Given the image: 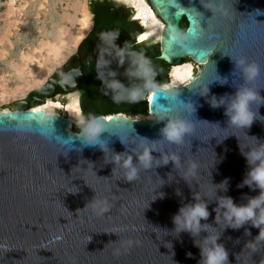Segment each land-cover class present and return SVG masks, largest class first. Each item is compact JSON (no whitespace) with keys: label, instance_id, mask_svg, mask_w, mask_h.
I'll return each instance as SVG.
<instances>
[{"label":"water","instance_id":"1","mask_svg":"<svg viewBox=\"0 0 264 264\" xmlns=\"http://www.w3.org/2000/svg\"><path fill=\"white\" fill-rule=\"evenodd\" d=\"M148 2L165 23L160 42L154 43L159 50L154 60L143 50H128L126 36L116 30L102 33L94 46L102 94L117 103L147 105L148 114L154 116L137 119L119 112L107 119L99 115L109 128L101 134L108 141V153L99 145H84L79 129H70L66 116L36 111L27 104L30 100L43 102L60 88L75 90L77 85L72 82H78L82 72L71 73L61 82L56 80L57 73L44 89L23 100L20 108L0 111V245L4 246L0 248V264H200L201 249L195 242L202 243L215 232L219 233L217 242L229 252V264H264V240L257 237L260 229L250 223L239 229L226 227L223 209L218 208L220 197L230 196L241 205L259 194V189L237 185L249 170L241 147L247 151L264 142V122L257 120L248 129L228 127L224 106L212 108L209 99L234 94L230 57L222 50L207 58L199 47L181 49L169 35L176 27L196 33L209 25L208 31L214 28L222 35V42H215L216 49L245 55L261 65V78L255 86L264 87V15H254L255 9L264 11V0H225L229 8L233 5L232 16L237 22L241 15L253 14L261 23L239 42L237 24L213 16L201 0ZM184 20L186 28L181 25ZM134 22L139 33L144 30L141 23ZM111 33L117 34L113 42L105 35ZM142 58L150 62L153 82L160 88L163 75L158 60L173 66L191 58L203 66L189 83L173 87L178 93L176 103L191 102L196 108L192 114L180 113L193 122V131L183 145L171 144L161 135L167 119L176 113L159 118V112L172 102L148 89L145 78L134 74ZM216 73L227 76L229 82L220 85L213 81L209 94L199 95V86L216 79ZM114 82L121 87H114ZM133 90L143 93L137 101L128 99ZM41 94L43 98L36 101ZM260 94L264 96V89ZM259 113L264 116V105ZM141 137L158 141L152 150L153 167L141 168L136 180L127 181L124 170L110 158L127 153L133 155L134 164L138 163L133 149L142 151ZM69 139L70 143L63 142ZM173 153L179 159L163 164V156ZM226 178L225 192L219 184ZM198 199L207 201L210 215L201 224L209 225V230L202 228L195 236L175 233L174 215Z\"/></svg>","mask_w":264,"mask_h":264},{"label":"clouds","instance_id":"2","mask_svg":"<svg viewBox=\"0 0 264 264\" xmlns=\"http://www.w3.org/2000/svg\"><path fill=\"white\" fill-rule=\"evenodd\" d=\"M201 4L205 9L210 10L213 16H217L220 20L226 23L237 24L239 29L238 42L246 40L255 25L261 24L257 23L254 19V15H264V11L255 9L254 15L249 14L246 18L241 15L242 19L237 22L232 16L234 10L233 5L229 8L228 5L225 4V0H201ZM209 27L208 25L206 30L200 28L196 33H189L188 31L176 27L170 32V39L174 45H179L181 49L199 47L207 58L217 50H222L223 55L230 57L234 64L231 73L233 78L232 84L236 90L234 94H226L219 99L215 96H211L209 99V104L212 108L224 106V115L228 117V127L248 129L257 120L264 122V116L259 113V107L264 105V96L260 94V90L264 89V87L255 86L256 82L261 78V65L255 60L250 61L245 55L234 56L230 53H225L223 48L216 49L215 42H222V35L216 32L214 28L212 31H208ZM105 35L110 36L112 42L117 37L115 33ZM205 41L213 43H205ZM137 63L139 64V68L134 74L145 78V86L148 89L151 91L155 90L157 93H162L172 102L168 107H164L163 110L159 112V118L164 120L170 112L176 113V115L167 119L164 127L160 130L163 139L177 146L183 145L186 136L193 131V122L181 116L180 113H194L196 111L194 104L191 102L176 103L178 94L177 89L172 86L167 88L158 87V85L153 82L152 78L155 73L150 67V62L147 59L142 58ZM216 76V79L203 84L202 87L198 85L200 89L199 95L207 96L210 92L209 85L213 81L218 82L220 85H225L229 82L227 76L221 77L217 73ZM113 86L116 88L121 87L117 82H114ZM142 95L143 93L141 91L133 90L130 92L128 99L137 101ZM76 122L79 127L80 139L84 145H99L105 153L109 152L107 147L108 141L101 136L102 133L109 131L102 117H86L81 112L77 116ZM255 139L257 141V138ZM222 141L223 140L220 142ZM63 142L67 144L71 141L69 139ZM122 142L125 141L122 140ZM144 142H147V144ZM157 142L158 141H150L148 138H140L139 147L142 151L133 149L138 161L136 164L133 162V155L127 153L113 154L110 160L120 169L124 170L123 175L127 181H134L138 178L141 168L150 169L153 167L154 157L152 155V150L156 149L155 145ZM244 148L245 147H241V153L249 165V170L242 183L238 184L237 187H244L247 185L250 188L259 189V194L248 198L247 203L241 205L234 203L233 198L230 196L220 197L218 200V208L223 209L224 226L239 229L245 224L250 223L253 227L260 229L257 237L264 240V142H257L254 146L249 147L247 151H245ZM163 159L165 161L163 164H167L170 160L174 162L177 161L179 157L177 154L173 153L164 155ZM219 186L226 192L228 190V179L226 178L222 181ZM177 194H180L179 190H177ZM163 195L164 193H160L161 197H163ZM209 215L207 201L198 199L196 203L181 207L178 213L174 215V231L177 234L189 232L195 236L201 232L202 228L209 230V225L201 224V221L207 220ZM218 239L219 233L215 232L208 235L202 243L200 241L195 242L201 249L200 264H229V252L223 244L217 242ZM3 247V245H0V248ZM187 255L191 257L192 253L189 252Z\"/></svg>","mask_w":264,"mask_h":264},{"label":"bare ground","instance_id":"3","mask_svg":"<svg viewBox=\"0 0 264 264\" xmlns=\"http://www.w3.org/2000/svg\"><path fill=\"white\" fill-rule=\"evenodd\" d=\"M112 1L123 4L125 7H129V12L132 14L131 19H136L144 26V30H142L139 35H137L139 42H160L161 33L165 27V23L155 13L148 0ZM93 2L94 0H88V4H85L82 8V27H80L74 34L77 40L84 38L87 35V32L93 26L89 11V7L91 8V4ZM19 21L20 20H17L14 24L16 29L18 26H20ZM65 34V30L62 29L57 40H43L33 49V53L24 51L21 54L20 60L18 62H13V74L11 75L12 80L5 78L0 79V111H11L18 109L15 108V104L13 105L14 101L26 97L28 93L34 90V88L42 86L41 83L44 82L45 74L51 68L50 64L58 63L66 49V40L64 38ZM141 37H143V39H141ZM202 68L203 66L195 62H190L185 65H173L171 68L172 71H170V81L164 86V88L169 86H183L186 83H189L191 81V77L198 75ZM44 87H46V85L42 86L39 90L44 89ZM32 94H30L27 99H30ZM45 98V102L43 104L31 108L43 110L51 114H58L60 111L61 115H67V118L70 119L71 127L72 123L77 125V116L82 112L80 106V95L77 91L75 93L58 95L55 97V99L50 97L47 99ZM22 101L23 100L20 101V104H22ZM10 107L13 109L10 110ZM105 117L108 119L110 118V115ZM137 119H154V116L148 114L147 117L137 116Z\"/></svg>","mask_w":264,"mask_h":264},{"label":"rangeland","instance_id":"4","mask_svg":"<svg viewBox=\"0 0 264 264\" xmlns=\"http://www.w3.org/2000/svg\"><path fill=\"white\" fill-rule=\"evenodd\" d=\"M110 1L98 0L96 2L99 3V6H114L115 9L126 13L128 19H131L129 9L126 8L125 10V6ZM85 4H88V0H0V79L12 80L13 62H18L24 51L33 53V49L43 40H57L60 31L63 29L66 32L64 36L66 49L58 63L50 64L51 68L45 74L44 82L41 83L44 85L54 71L80 49L83 40L93 30L95 8H92L94 5L91 8L88 5L93 26L84 38L77 40L74 36L76 31L82 27V8ZM17 20H20V26L16 29L14 24ZM132 27H134L133 35H138L137 25H132ZM145 44L154 47V43ZM156 52L159 54V50ZM190 62L194 61L188 58V63ZM167 83H169V79L163 84ZM36 89L39 87L34 88V90ZM58 95L56 94L55 97ZM126 115L131 118L147 117V115L135 113H126ZM76 128L79 129L78 126L74 127V129Z\"/></svg>","mask_w":264,"mask_h":264},{"label":"flooded vegetation","instance_id":"5","mask_svg":"<svg viewBox=\"0 0 264 264\" xmlns=\"http://www.w3.org/2000/svg\"><path fill=\"white\" fill-rule=\"evenodd\" d=\"M98 0H94V2L91 4V6H93V8H95V18H94V30H96L97 32H99L100 30L106 28V31L108 30H116L121 32L123 35L126 36V41H125V46H131L133 48H131L130 50H143L145 51L149 56H151V58L154 60L156 58L157 54V49L156 46L154 45V47H150L149 45L145 44L148 42H145L144 45H139L136 44V40H137V35L135 36V39L132 41V36H133V26L138 27L139 29V25L134 22V20L136 19H128L126 17V13H123L122 11H119L117 9H115L114 6H110L108 7L107 5H103V6H99V3L96 2ZM113 3H117L114 1H110ZM121 6H125L123 4L118 3ZM125 10L126 8L129 9V7H124ZM129 12V11H128ZM128 15V14H127ZM131 12H129V16L131 17ZM186 21L184 20L182 22V27H185ZM105 31V32H106ZM139 35V34H138ZM188 63V58L184 59V63L181 65H185ZM158 64V69L159 71L162 73L163 78H162V83L166 82L169 79V75L171 74L170 71H172V66H170L169 64H167L164 61H157ZM60 71V72H58ZM63 71V73L61 72ZM82 72V78L80 80H78V82H72V84H76L77 88L73 91H65L64 88H60V91L57 93L59 95H65L67 93H75V91H77L80 95V106L81 109L83 108L82 105V98L85 95L90 94L91 90H95L96 87L99 84V88L101 91V86H102V81L97 73V57L94 53V49L93 51H90L88 49V45L78 49L77 52H75L73 55H71L70 59H68L64 64L60 65L59 68H57L54 73L47 79L46 83L42 86L47 85V83H49V81L52 79V77H54L57 73V82H61L62 79L66 78L68 75L72 74H77ZM171 78V77H170ZM170 81V79H169ZM41 86V87H42ZM39 87V89L41 88ZM70 88V86H69ZM39 89L33 90L30 93L27 94L26 97H23L22 99L16 100L13 102V105L15 104V108H19L20 107V101L21 100H25L29 97L30 94H32V92L38 91ZM64 93V94H63ZM81 93V94H80ZM102 93V92H101ZM56 95V94H55ZM54 95V97H55ZM43 97V95L41 94L40 96H38L36 101H39V99ZM50 98H54L53 96H48ZM48 97H44L45 99H47ZM55 99V98H54ZM45 102V100L43 102H35V101H28L27 103L31 104V107H35L37 105H41ZM13 109L10 107V110ZM82 113L86 115V112L84 111V108L82 109ZM58 114H61V112L59 111ZM67 117V115H65ZM77 126L75 124L72 123V130L74 129V127Z\"/></svg>","mask_w":264,"mask_h":264},{"label":"trees","instance_id":"6","mask_svg":"<svg viewBox=\"0 0 264 264\" xmlns=\"http://www.w3.org/2000/svg\"><path fill=\"white\" fill-rule=\"evenodd\" d=\"M186 25L187 24H185V27ZM105 31L106 28L100 30L99 32L93 29L91 33L83 40L80 48L88 45V49L90 51H93L97 40L99 39L100 35ZM134 39H135V35L132 36L131 43L133 42ZM126 48L130 50L133 47L132 45L131 46L126 45ZM90 92H91L90 94L85 95L82 98V105L88 117L99 116V115L107 116L109 114H114L119 112H123L125 114L135 113L140 115H148L147 105L117 103L101 93L99 84L95 90H91ZM90 108L92 109L90 110Z\"/></svg>","mask_w":264,"mask_h":264},{"label":"built area","instance_id":"7","mask_svg":"<svg viewBox=\"0 0 264 264\" xmlns=\"http://www.w3.org/2000/svg\"><path fill=\"white\" fill-rule=\"evenodd\" d=\"M136 41H137V42H136V44H139V43H141V42H139V41H138V39H137ZM165 85H166V84H162V85H161V87H163V88H164V86H165ZM106 118H107V117H106ZM70 129H71V127H70Z\"/></svg>","mask_w":264,"mask_h":264},{"label":"snow or ice","instance_id":"8","mask_svg":"<svg viewBox=\"0 0 264 264\" xmlns=\"http://www.w3.org/2000/svg\"><path fill=\"white\" fill-rule=\"evenodd\" d=\"M141 39H143V37H141ZM36 111H39V109H36Z\"/></svg>","mask_w":264,"mask_h":264}]
</instances>
